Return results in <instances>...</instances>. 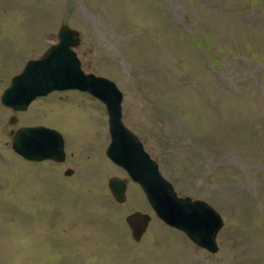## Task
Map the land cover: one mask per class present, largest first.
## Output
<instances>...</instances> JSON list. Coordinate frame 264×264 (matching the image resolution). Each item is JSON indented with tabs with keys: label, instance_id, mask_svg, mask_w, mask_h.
I'll list each match as a JSON object with an SVG mask.
<instances>
[{
	"label": "rangeland",
	"instance_id": "374dc122",
	"mask_svg": "<svg viewBox=\"0 0 264 264\" xmlns=\"http://www.w3.org/2000/svg\"><path fill=\"white\" fill-rule=\"evenodd\" d=\"M63 25L80 33L84 72L122 91L125 125L177 195L220 214L218 253L158 219L108 158L101 102L67 91L26 112L2 105ZM24 126L60 132L66 161L15 155L10 132ZM112 177L128 180L124 204ZM136 211L152 218L140 243ZM0 264H264V0H0Z\"/></svg>",
	"mask_w": 264,
	"mask_h": 264
},
{
	"label": "water",
	"instance_id": "95a60500",
	"mask_svg": "<svg viewBox=\"0 0 264 264\" xmlns=\"http://www.w3.org/2000/svg\"><path fill=\"white\" fill-rule=\"evenodd\" d=\"M57 39V44L52 45L39 59L28 61L22 72L12 79L1 97L2 104L16 113L25 112L38 98L65 91H79L99 100L108 114L111 137L108 158L140 186L160 220L183 232L196 246L211 254L218 253L217 237L224 227L220 214L204 201L179 197L173 185L162 176L158 163L123 121L124 96L117 85L83 71L75 51L81 44L80 33L63 25ZM17 122L16 116L9 120L10 125ZM11 135L12 149L27 161L63 163L66 160L64 139L55 129L45 126L22 127L11 132ZM73 173L69 169L65 174L71 176ZM108 188L117 203L126 202L127 179L112 177ZM150 222L151 217L141 212L126 217L135 242L142 240Z\"/></svg>",
	"mask_w": 264,
	"mask_h": 264
},
{
	"label": "flooded vegetation",
	"instance_id": "af4514ba",
	"mask_svg": "<svg viewBox=\"0 0 264 264\" xmlns=\"http://www.w3.org/2000/svg\"><path fill=\"white\" fill-rule=\"evenodd\" d=\"M11 110V109H10ZM14 112V111H13ZM12 116H16V115H12ZM17 117V116H16ZM18 119V118H17ZM21 128V127H20ZM12 132V131H11ZM11 132H10V136L11 137H13L12 135H11ZM11 148H12V146H11ZM12 151L14 152V150L12 149ZM15 153V155H17V156H19V157H21L20 155H18L16 152H14ZM22 159H24L23 157H21ZM25 160V159H24ZM25 161H27V160H25ZM27 162H29V161H27ZM30 163H32V162H30Z\"/></svg>",
	"mask_w": 264,
	"mask_h": 264
}]
</instances>
